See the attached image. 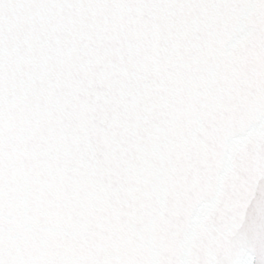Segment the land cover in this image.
Masks as SVG:
<instances>
[{"label": "water", "instance_id": "obj_1", "mask_svg": "<svg viewBox=\"0 0 264 264\" xmlns=\"http://www.w3.org/2000/svg\"><path fill=\"white\" fill-rule=\"evenodd\" d=\"M0 264H264V0H0Z\"/></svg>", "mask_w": 264, "mask_h": 264}]
</instances>
